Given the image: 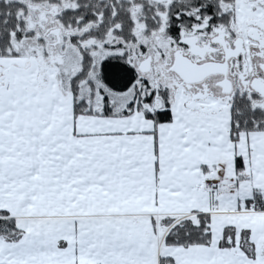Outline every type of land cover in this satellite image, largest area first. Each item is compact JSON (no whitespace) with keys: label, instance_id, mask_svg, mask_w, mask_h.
I'll list each match as a JSON object with an SVG mask.
<instances>
[{"label":"snow or ice","instance_id":"obj_1","mask_svg":"<svg viewBox=\"0 0 264 264\" xmlns=\"http://www.w3.org/2000/svg\"><path fill=\"white\" fill-rule=\"evenodd\" d=\"M0 264H264V0H0Z\"/></svg>","mask_w":264,"mask_h":264}]
</instances>
